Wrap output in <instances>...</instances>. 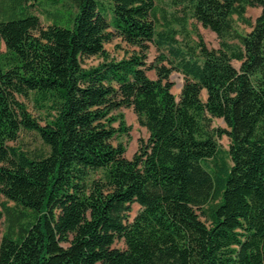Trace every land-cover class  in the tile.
<instances>
[{
    "label": "trees",
    "instance_id": "16d2710c",
    "mask_svg": "<svg viewBox=\"0 0 264 264\" xmlns=\"http://www.w3.org/2000/svg\"><path fill=\"white\" fill-rule=\"evenodd\" d=\"M154 1L47 0L73 8L43 25L44 0H0V194L13 202L0 264H264V0H169L177 27L160 29ZM247 7L260 8L253 21ZM189 19L219 47L181 42ZM151 43L162 54L148 64ZM127 107L148 132L131 157ZM21 130L47 151L9 144Z\"/></svg>",
    "mask_w": 264,
    "mask_h": 264
},
{
    "label": "rangeland",
    "instance_id": "374dc122",
    "mask_svg": "<svg viewBox=\"0 0 264 264\" xmlns=\"http://www.w3.org/2000/svg\"><path fill=\"white\" fill-rule=\"evenodd\" d=\"M154 2L157 9V18H158L157 28L160 29L163 22H165L166 19H169L171 23H173V25L177 27L176 25L177 23L174 21L173 17L177 16L178 12L172 13L173 8L171 7L169 0H155ZM63 7L71 10L73 8L72 4L67 2H63V4L54 5L50 2H47V0H44V3H42L40 6H37L34 12L40 18L41 23L45 25L50 22V19L46 17V12L47 11L51 12L56 9L63 10ZM259 12H260L259 7H247L246 9V15L249 16L252 21L259 14ZM193 25H195L197 32H195ZM234 26L241 33H246L247 31L250 30V27L247 24L242 23L236 17H234ZM187 30L189 33L187 34L185 33L186 35L185 37H183L181 34H177V38L181 42L187 41L192 43L194 40L197 39L196 33H199L203 38L205 44L209 48L219 47V39L216 33L210 30L209 28L203 27L200 23H196L192 19H189ZM232 41L237 42V40H232ZM126 47H127L126 44L121 42L118 38H113L111 41L105 43L106 50L109 52L111 56H114L116 58L122 56L123 51L125 50ZM4 50H5L4 44L2 41H0V53L4 52ZM160 54H162V51L158 50L155 47V45L151 43L147 50V59H146L147 63L148 64L153 62L157 63L159 61ZM98 60L99 59L97 57H90L85 59L83 64L84 65L95 64L97 63ZM164 63H166V65L168 64L166 61H164ZM232 63L234 66L238 67L240 61L233 59ZM147 74L152 78L156 77L155 71L152 69L148 70ZM169 76H170V80L173 81V86L171 90L175 95H178L183 82L182 73L177 70H173ZM201 98L205 99V91H202ZM20 99L26 104L32 116H34L41 123H43L42 117L44 116V114L34 107L31 98L20 97ZM120 111L123 112L125 122L130 127L128 133L122 135L121 139L126 146L125 155L127 157H131L133 153L136 151L139 141L141 139L145 140L147 138L148 132L144 126L140 125V123L137 120L136 114L133 112L131 107L121 108ZM211 126L215 128L216 127L226 128V124L224 120L219 117L211 118ZM218 143L222 150L228 149L229 139L225 133H223L221 136L218 137ZM9 144L19 146L20 148L29 152L30 154H38L40 152L47 151L48 149L41 140L39 134L35 130H21L18 139L15 141H10ZM2 204H5L8 207H13V202L6 200V198L2 194H0V209H2ZM131 208H132L131 214H134L138 211L139 205L137 203H133ZM7 223L8 221L5 215L2 216L0 220V239L6 229ZM115 245L118 247H122L123 243L121 241H117Z\"/></svg>",
    "mask_w": 264,
    "mask_h": 264
}]
</instances>
